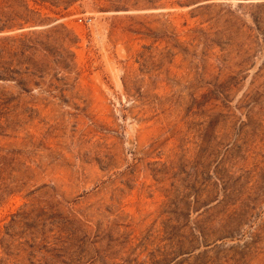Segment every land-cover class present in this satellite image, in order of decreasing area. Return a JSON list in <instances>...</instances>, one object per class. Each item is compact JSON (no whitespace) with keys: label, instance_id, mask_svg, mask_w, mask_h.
<instances>
[{"label":"rangeland","instance_id":"374dc122","mask_svg":"<svg viewBox=\"0 0 264 264\" xmlns=\"http://www.w3.org/2000/svg\"><path fill=\"white\" fill-rule=\"evenodd\" d=\"M45 1L0 0L51 45L0 80V264H264V0Z\"/></svg>","mask_w":264,"mask_h":264},{"label":"trees","instance_id":"16d2710c","mask_svg":"<svg viewBox=\"0 0 264 264\" xmlns=\"http://www.w3.org/2000/svg\"><path fill=\"white\" fill-rule=\"evenodd\" d=\"M43 2H46L45 0H41ZM48 35H45L46 37L50 36L51 34H59L63 36L64 38L68 37V31L63 26H52L48 31H46ZM43 33L36 34L35 32H27L24 34L19 35L18 37L14 38H3L0 39L1 43V51H0V80H10V70H9V63L5 61L6 58H9L12 56L11 50L15 49V55H19L27 62L21 63L27 64L28 67L26 68V74H30L32 76L36 75V73H40L43 71V64H38L33 62V58L37 56L39 52L43 51L46 53L50 52V46L48 43L41 42L38 40L37 36L42 35ZM6 42H12L13 44L10 46ZM15 43L17 44L16 46ZM28 54V55H26ZM30 70H34V72H30ZM21 71V69H19ZM23 74V73H22Z\"/></svg>","mask_w":264,"mask_h":264},{"label":"water","instance_id":"95a60500","mask_svg":"<svg viewBox=\"0 0 264 264\" xmlns=\"http://www.w3.org/2000/svg\"><path fill=\"white\" fill-rule=\"evenodd\" d=\"M51 25L47 26V27H50Z\"/></svg>","mask_w":264,"mask_h":264}]
</instances>
